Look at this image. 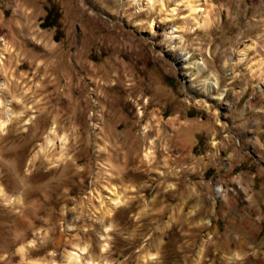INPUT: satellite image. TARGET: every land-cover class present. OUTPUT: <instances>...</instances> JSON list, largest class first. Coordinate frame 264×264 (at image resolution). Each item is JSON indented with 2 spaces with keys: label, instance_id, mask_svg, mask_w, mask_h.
<instances>
[{
  "label": "rangeland",
  "instance_id": "1",
  "mask_svg": "<svg viewBox=\"0 0 264 264\" xmlns=\"http://www.w3.org/2000/svg\"><path fill=\"white\" fill-rule=\"evenodd\" d=\"M196 15L0 0V264H264V0Z\"/></svg>",
  "mask_w": 264,
  "mask_h": 264
},
{
  "label": "bare ground",
  "instance_id": "2",
  "mask_svg": "<svg viewBox=\"0 0 264 264\" xmlns=\"http://www.w3.org/2000/svg\"><path fill=\"white\" fill-rule=\"evenodd\" d=\"M199 1L200 0H189V7L191 8V10L193 11V14L195 15V16H197L196 14H199ZM99 32V31H98ZM4 64V62H3V60H0V71L2 70V65ZM195 67H194V72H193V75L196 77V76H199L200 75V72L199 71H201L200 69H202V67L200 66V63L199 62H195V65H194ZM2 73V72H1ZM0 73V74H1ZM3 73H5V71H3ZM213 87L214 88H216V86L215 85H213ZM223 97H221V98H218L219 100L220 99H222ZM1 104H2V102H0V106H1ZM8 115H9V117L12 115L11 114V112H12V110H11V108H8ZM141 114V113H140ZM144 114V113H143ZM141 117V116H140ZM141 119V118H140ZM6 122L5 121H0V128H3L4 127V125H6L5 124ZM146 132V134H144L145 135V140H144V143H147L146 142V140H147V136H148V130L147 131H145ZM55 133V132H54ZM159 133V132H158ZM162 133V132H161ZM52 135V134H51ZM150 135V134H149ZM165 137V136H164ZM52 141V140H51ZM52 143V142H51ZM141 144V143H140ZM137 147V146H136ZM135 147V148H136ZM139 147V146H138ZM118 148H120V147H118ZM139 149V148H138ZM139 151V150H138ZM137 154H134L133 152H131L128 156H124L123 158H125L126 157V164L127 165H129L130 163H133V164H136L137 162H139V160L138 159H140L139 157H140V155H139V152H136ZM147 157L149 158V154H147ZM120 158V157H119ZM125 161V160H124ZM137 166V165H136ZM151 171V170H150ZM172 189H175L176 190V186H174V185H172ZM188 194H190V195H192V193H191V190H188ZM114 198V197H113ZM121 200H119V197H116V199H111V200H108V203H109V205L108 206H110L111 207V209L109 210V212H107L109 215H110V213L113 211V209L115 208V206L116 207H118L120 204H121ZM116 209V208H115ZM228 243V242H227ZM241 246H242V244H241ZM76 254H78L79 255V253H76ZM73 256H75V254H73ZM72 255H71V257H72V260H73V262H76V263H81L82 261H79V257L81 256V254L79 255V257H73ZM231 260H233V258L231 259ZM92 261V260H91ZM87 264H96V262L95 263H93V262H88Z\"/></svg>",
  "mask_w": 264,
  "mask_h": 264
}]
</instances>
